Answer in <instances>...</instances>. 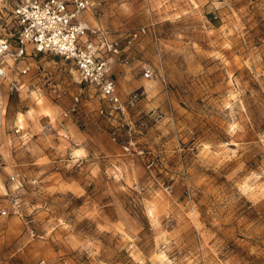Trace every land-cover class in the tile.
<instances>
[{
    "label": "rangeland",
    "instance_id": "1",
    "mask_svg": "<svg viewBox=\"0 0 264 264\" xmlns=\"http://www.w3.org/2000/svg\"><path fill=\"white\" fill-rule=\"evenodd\" d=\"M11 5L0 0V33ZM82 16L148 26L112 66L121 96L144 92L110 124L71 64L29 56L5 87L0 208L18 195L25 216L0 214V264H264V0H89ZM78 91L70 140L46 126ZM128 125L142 154L122 148Z\"/></svg>",
    "mask_w": 264,
    "mask_h": 264
},
{
    "label": "built area",
    "instance_id": "2",
    "mask_svg": "<svg viewBox=\"0 0 264 264\" xmlns=\"http://www.w3.org/2000/svg\"><path fill=\"white\" fill-rule=\"evenodd\" d=\"M88 7L89 0H12L8 31L5 29L0 33V132L5 127V87L7 85L10 91L20 87L15 75L30 70L28 58L36 53H50L71 64L77 82L90 87L98 96L97 110L101 115L111 119H116L117 115L127 118L129 109L139 106L144 90L132 89L121 96L112 66L118 61L128 62L131 47L147 34L148 26L113 32L102 24L90 25L82 16ZM142 75L146 79L152 78L151 66H143ZM50 92L58 98L63 89L59 83H51ZM82 106L81 91L73 93L68 105L60 110L59 116L49 119L46 127L56 128L59 135L68 138V123ZM14 126L13 132L19 133L21 127ZM116 130L115 126L111 130L112 140H116ZM126 134L127 139L122 144L124 151L142 154L143 149L134 147L131 125H128ZM8 141L11 142L12 138L9 137ZM151 164L152 161H148V165ZM10 179L19 180V173H12ZM133 188L141 193L145 185L135 183ZM10 212L21 218L25 216L18 195H11L9 205L0 208L2 215ZM43 262L40 260V264Z\"/></svg>",
    "mask_w": 264,
    "mask_h": 264
},
{
    "label": "crops",
    "instance_id": "3",
    "mask_svg": "<svg viewBox=\"0 0 264 264\" xmlns=\"http://www.w3.org/2000/svg\"><path fill=\"white\" fill-rule=\"evenodd\" d=\"M85 116L87 118V114ZM106 119H107V121L110 124H114L115 119H111V118H108V117H106ZM101 121L102 120L100 119L99 123H101ZM107 121H105L106 124L108 123ZM76 127L77 126H75V123L73 124L71 121H69V123H68V131H69V138H70V140H73V133H72V131H75V133H76V129L78 128V127L77 128ZM110 128H111V126H110ZM79 133H80V135H81V137H82V139L84 141V146L86 147V149L88 151V149L90 148L89 146H91V144H89L90 142H89V139L88 138H91V135L88 132H79ZM94 149L98 150V147H94Z\"/></svg>",
    "mask_w": 264,
    "mask_h": 264
},
{
    "label": "bare ground",
    "instance_id": "4",
    "mask_svg": "<svg viewBox=\"0 0 264 264\" xmlns=\"http://www.w3.org/2000/svg\"><path fill=\"white\" fill-rule=\"evenodd\" d=\"M20 126V125H19ZM20 127H22V126H20Z\"/></svg>",
    "mask_w": 264,
    "mask_h": 264
}]
</instances>
